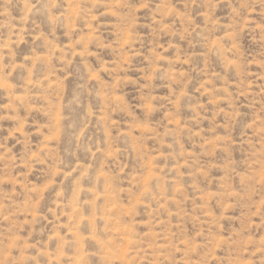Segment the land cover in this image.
<instances>
[{"label":"rangeland","instance_id":"1","mask_svg":"<svg viewBox=\"0 0 264 264\" xmlns=\"http://www.w3.org/2000/svg\"><path fill=\"white\" fill-rule=\"evenodd\" d=\"M0 264H264V0H0Z\"/></svg>","mask_w":264,"mask_h":264}]
</instances>
